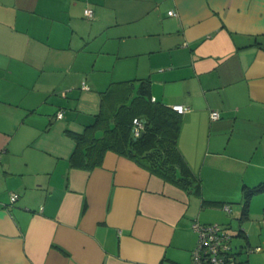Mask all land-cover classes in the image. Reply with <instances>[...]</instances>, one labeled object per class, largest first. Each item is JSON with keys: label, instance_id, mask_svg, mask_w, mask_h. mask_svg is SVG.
<instances>
[{"label": "crops", "instance_id": "0c3cea01", "mask_svg": "<svg viewBox=\"0 0 264 264\" xmlns=\"http://www.w3.org/2000/svg\"><path fill=\"white\" fill-rule=\"evenodd\" d=\"M143 78L188 107L193 187L111 150L74 165L101 92ZM262 181L264 0H0V264H190L193 220L226 226L238 264H264V190L245 202Z\"/></svg>", "mask_w": 264, "mask_h": 264}, {"label": "trees", "instance_id": "16d2710c", "mask_svg": "<svg viewBox=\"0 0 264 264\" xmlns=\"http://www.w3.org/2000/svg\"><path fill=\"white\" fill-rule=\"evenodd\" d=\"M134 118L143 122L138 136L132 132ZM180 124L181 113L152 99L148 78L112 82L101 92L100 110L94 122L74 136L73 157L79 160L74 165L84 169L97 167L104 153L111 150L181 188L193 187L195 178L177 148ZM261 190L264 181L247 189L245 202L250 194ZM231 255L235 256L233 251Z\"/></svg>", "mask_w": 264, "mask_h": 264}, {"label": "built area", "instance_id": "2783aa9c", "mask_svg": "<svg viewBox=\"0 0 264 264\" xmlns=\"http://www.w3.org/2000/svg\"><path fill=\"white\" fill-rule=\"evenodd\" d=\"M169 15H175L173 10L168 11ZM84 15L88 18L92 17V9H84ZM154 99V98H152ZM179 113L188 110L187 106L182 104H173L171 106ZM63 112H57L56 117L61 118ZM220 114L213 110L210 112V119H218ZM133 135L138 136L143 128L142 120L134 118L133 121ZM18 198L17 193H11L9 202L12 204ZM225 210H229L228 205L223 206ZM191 227L196 233V242L191 251L190 264H236L235 258L231 255L232 251V234L223 224L218 222L202 223L197 220L191 222ZM260 246H256L248 251H258Z\"/></svg>", "mask_w": 264, "mask_h": 264}, {"label": "rangeland", "instance_id": "374dc122", "mask_svg": "<svg viewBox=\"0 0 264 264\" xmlns=\"http://www.w3.org/2000/svg\"><path fill=\"white\" fill-rule=\"evenodd\" d=\"M237 242H238V239H237V238H234V239H233V244H234V243H237Z\"/></svg>", "mask_w": 264, "mask_h": 264}]
</instances>
